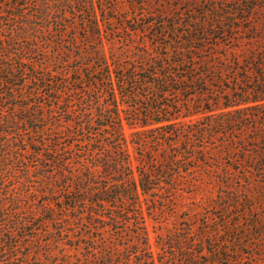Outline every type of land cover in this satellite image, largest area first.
Here are the masks:
<instances>
[{
    "label": "trees",
    "instance_id": "trees-1",
    "mask_svg": "<svg viewBox=\"0 0 264 264\" xmlns=\"http://www.w3.org/2000/svg\"><path fill=\"white\" fill-rule=\"evenodd\" d=\"M124 1L0 0V264H43L29 247L51 221L64 264H203L228 220L154 248L144 202L165 208L229 145L237 186L264 181V0L139 7L122 28Z\"/></svg>",
    "mask_w": 264,
    "mask_h": 264
},
{
    "label": "rangeland",
    "instance_id": "rangeland-1",
    "mask_svg": "<svg viewBox=\"0 0 264 264\" xmlns=\"http://www.w3.org/2000/svg\"><path fill=\"white\" fill-rule=\"evenodd\" d=\"M144 5H132L130 0L124 1L116 14L117 22L115 26H137L133 18V12L145 7L148 11H154L155 14L166 10L167 13L173 12L169 7L171 1L180 4L182 9L188 6V2H193L196 8L204 5L206 8H214L215 4L223 7L232 5L234 0H143ZM216 2V3H215ZM228 2V3H226ZM228 10V9H226ZM134 45L128 51L131 56L139 55L143 44L140 42L141 36L136 35ZM150 48L151 54L162 52V49ZM200 116L195 115L193 119L196 121ZM133 129L126 124V132L129 140L132 139ZM130 150L135 155L133 143H130ZM224 151L212 155L216 158L213 167L207 169L204 180L197 185L192 186L190 190L179 189L171 196V201L165 208L156 210L153 215L147 213V204H145V212L147 226L151 241L155 247L157 234L167 235L171 232L184 231L189 227H195L197 233L203 231L204 222H208L212 228L217 225H223L225 219L228 220L230 229L215 232L213 229L208 233L210 237L205 236L209 248H228L227 255L218 257L213 255H203L196 260L201 263L213 261L212 264H264V181H253V185L240 187L237 186V173L235 167L241 165L237 162L240 157V151L229 145L224 147ZM135 162L136 159H135ZM251 162V161H250ZM255 164V162H251ZM210 174V176H209ZM245 180V179H244ZM244 184L247 182L243 181ZM170 195L163 194L168 201ZM153 197L148 198L151 203ZM36 223H39L37 220ZM41 223V222H40ZM78 224H69V232L78 233ZM57 226L53 221L42 225L43 233L41 239L33 240L30 245L35 257L33 261L40 260L43 264H54L55 261L63 263L66 257L62 256L61 248L63 243L53 242L47 244L46 239L53 236V231ZM97 234V233H96ZM199 238V236H197ZM86 239H84L83 244ZM70 242V241H69ZM210 242V243H209ZM83 246V245H82ZM83 250V247L80 249ZM77 252V251H75ZM185 254H188L186 252ZM234 256L236 261L231 263L227 258ZM38 258V259H37ZM53 261V262H52ZM64 264V263H63Z\"/></svg>",
    "mask_w": 264,
    "mask_h": 264
}]
</instances>
